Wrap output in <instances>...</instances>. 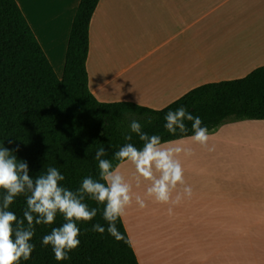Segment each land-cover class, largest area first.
Listing matches in <instances>:
<instances>
[{
	"label": "crops",
	"instance_id": "obj_1",
	"mask_svg": "<svg viewBox=\"0 0 264 264\" xmlns=\"http://www.w3.org/2000/svg\"><path fill=\"white\" fill-rule=\"evenodd\" d=\"M15 1L61 78L80 0ZM88 38V89L98 102L161 110L194 88L241 79L264 66V0H99ZM254 121L225 122L209 131V146H215L211 152L188 138L170 141L192 149V155L179 159L193 195L172 215L170 205L146 196L145 208L133 202L126 210L121 221L138 264H204L184 244L187 237L216 238L217 252L228 251L231 264H264V250L257 260L252 233L240 229L241 221L264 219L263 209L239 214L238 202L230 206L218 196L223 180L214 162L203 161L205 155L228 149L234 156L241 150L234 143L239 134H264V121ZM119 165L126 179L134 175L133 164ZM131 181L134 193L144 196L148 182ZM210 189L215 194L208 195ZM187 212L197 214L195 222Z\"/></svg>",
	"mask_w": 264,
	"mask_h": 264
},
{
	"label": "trees",
	"instance_id": "obj_2",
	"mask_svg": "<svg viewBox=\"0 0 264 264\" xmlns=\"http://www.w3.org/2000/svg\"><path fill=\"white\" fill-rule=\"evenodd\" d=\"M98 2L79 1L58 78L16 1L0 0V147L16 149L13 154L28 163L30 176L55 167L65 177L61 186L75 192L85 177L100 179L94 159L97 148L106 149L103 158L115 167L124 162L114 157L120 147L127 143L143 147L135 133H130L131 140L125 139L131 119H138L149 136H160L162 143L190 136V121H185L189 131L183 137L164 128L166 113L181 106L200 117L209 131L231 117L264 121V66L241 79L194 88L161 110L129 102H98L88 89L86 70L89 23ZM5 194L0 189V203ZM84 202L90 209L97 208V216L76 222L80 244L69 253V260L57 261L52 246L42 244L45 235L65 223L58 212L53 224L35 225L30 241L35 250L19 264H138L122 221L118 219L116 226L125 238L117 241L107 232L102 216L105 205L88 197ZM26 209V195L21 194L8 210L19 220ZM97 223L106 229L103 234L86 231Z\"/></svg>",
	"mask_w": 264,
	"mask_h": 264
},
{
	"label": "clouds",
	"instance_id": "obj_3",
	"mask_svg": "<svg viewBox=\"0 0 264 264\" xmlns=\"http://www.w3.org/2000/svg\"><path fill=\"white\" fill-rule=\"evenodd\" d=\"M164 119L166 131L173 136L180 134L181 137L189 131L185 121H190L192 134L187 137L188 140L209 152L214 151L215 146H209L211 134L208 128L202 126L201 118L194 117L186 107L168 111ZM128 128L125 139L131 140L130 133H135L144 142L143 147L138 149L127 143L114 153V157L134 165L137 184L141 180L148 182L144 196L133 192V183L126 179L119 164L114 167L110 160L103 158L107 155L103 146L97 148L94 156L98 161L100 179L85 177L75 192L61 186L60 182L65 177L57 168L48 167L44 174L34 178L29 175L28 163L17 160L13 154L16 149L0 147V189L6 192L0 203V264H19L21 259L29 260L35 250V245L30 243L35 235V225L53 224L58 212L63 215L65 223L45 235L42 244L52 246L57 261L69 260V253L80 244V228L76 222H89L97 216V208L90 209L84 202L86 197L105 205L102 216L108 223L107 232L117 241L125 237L118 230L116 222L122 220L133 202L143 209L147 206L146 196L155 202L170 205L168 214L172 215L175 206L183 199L192 197V186L185 181L184 168L179 159L181 154L192 155V149L175 142L165 145L160 136L145 133L138 119H131ZM178 185L182 186L179 191ZM21 194L26 195L27 209L23 219L18 220L15 213L8 209ZM89 230L103 234L106 229L97 223L91 229H86Z\"/></svg>",
	"mask_w": 264,
	"mask_h": 264
},
{
	"label": "rangeland",
	"instance_id": "obj_4",
	"mask_svg": "<svg viewBox=\"0 0 264 264\" xmlns=\"http://www.w3.org/2000/svg\"><path fill=\"white\" fill-rule=\"evenodd\" d=\"M235 121L237 122L239 119L231 117L224 120L219 126L225 124V122ZM240 121L248 122L249 120L240 119ZM239 135L241 137L234 139V143L238 141L241 145V150L235 151L234 156L228 149V151L221 154L205 155L203 161L214 162L218 173L222 174L223 189L221 192L219 188L218 196L228 200L230 206L234 205L236 207V202H238L240 206L239 214L250 216L258 212V210H253L256 207L264 211V208H262V206L264 207V148L258 147V144H264V134L246 135L245 133ZM198 163L200 164V162ZM131 173L134 174V172ZM199 175L201 176V174ZM133 178L134 175L131 177L129 175L127 179L133 180ZM208 192V195H211L215 194L216 191L214 189L212 192L210 189ZM221 193L222 195H220ZM187 213L191 215V222H195L197 214L194 212ZM240 229L252 233L256 248L255 258L257 260L262 258L264 250V219L241 221ZM184 244L193 252H198L200 258H197V260L202 261L204 264H231L228 251H224L223 255H219L217 252L218 249H221V246L216 238L187 237Z\"/></svg>",
	"mask_w": 264,
	"mask_h": 264
}]
</instances>
